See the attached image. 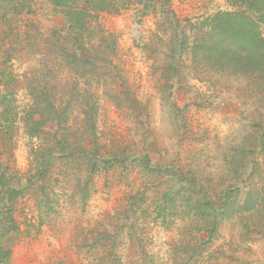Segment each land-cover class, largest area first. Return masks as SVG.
<instances>
[{"label":"rangeland","instance_id":"obj_1","mask_svg":"<svg viewBox=\"0 0 264 264\" xmlns=\"http://www.w3.org/2000/svg\"><path fill=\"white\" fill-rule=\"evenodd\" d=\"M167 2L92 21L94 32L116 42L111 63L95 67L104 76L99 83L92 73L71 77L62 62L60 45L69 54L75 47L50 0H0L1 89L15 99L8 122L2 119L0 146L23 191L14 209L21 231L7 240L11 264H102L112 250L123 264H264V90L253 79L203 67L187 21L242 2ZM48 57L55 61L46 65ZM43 86L64 95L61 110L99 97L96 150L120 155L115 166L93 174L90 157L72 162L56 152L52 174L38 186L33 149L43 144L48 154L65 142L54 125L42 141L26 133L31 88ZM74 90L79 105L69 100ZM225 193H234L230 208L207 242L194 205L205 199L219 211ZM205 216L215 218L211 210Z\"/></svg>","mask_w":264,"mask_h":264},{"label":"trees","instance_id":"obj_2","mask_svg":"<svg viewBox=\"0 0 264 264\" xmlns=\"http://www.w3.org/2000/svg\"><path fill=\"white\" fill-rule=\"evenodd\" d=\"M50 1L55 10L63 15L68 30L67 41L75 47L69 54L70 50L67 51L66 47L60 45L59 48V44L54 45L59 48L62 62L71 67V77L83 79L87 74L92 73L100 83L104 76L95 75V67L97 64L111 63L107 56L115 54L116 42L110 34L102 32L101 29L94 32L91 26L92 21L100 13H119L122 9L134 4L143 5L144 10L147 11L154 0ZM170 1L168 0L167 3L169 4ZM240 1L242 2L241 7L237 10L219 11L206 17L196 18L195 21L187 20L192 31L190 48L198 54L199 60L204 63L203 67H211L220 72L253 79L252 81L257 85L255 87L261 91L264 90V0ZM103 54L106 58L101 57ZM54 61L48 57L45 62L48 65ZM76 82L78 83L77 79ZM34 83L32 82L31 85L34 86ZM2 86L3 78H0V128L4 115V119L8 122L9 117L6 112L10 113L11 110H15L12 105L15 99L9 98L8 93L1 89ZM60 95L53 91L50 92L44 86L40 89L31 88L33 105L23 118L26 133L31 139L42 141L43 136L48 133L44 129H49L48 127L54 125L57 127V134L60 132V136L57 137L65 140L64 143L60 142L58 147H53L54 149L48 154L41 153L46 148L43 144L33 149L38 163V186H40L39 182H46L52 174L56 152L59 155L70 157L72 162L83 161L90 157L93 174L99 172L100 168L111 169L120 160V155H100L97 152L98 149L96 150L97 123L100 116L99 97L85 108L65 107L61 110L57 103L63 99L64 95L62 97ZM68 95L71 102L75 105L80 104L76 90ZM117 102H119L118 99ZM76 112L79 114L75 115ZM5 129L6 127H2L0 130ZM70 138L73 142L69 141ZM89 141L95 146L93 150L86 148V144H90ZM260 151L264 157V143ZM53 157L55 159H52ZM188 190L192 191L190 195L195 193L191 185ZM234 193H225L221 199L222 204L219 206V211L216 210L217 205L206 202L205 199L195 203V217L200 220L201 224L199 231L205 232L208 237L207 242H211L216 236L218 226L222 221L217 217L222 214L224 216L225 211H228ZM21 195L23 191L14 186L13 178L2 162L0 146V264H11L12 250L7 246V240L20 234L21 231L14 211ZM206 210H211L215 218L207 220L205 216L202 219ZM101 261L102 264H123L121 255L113 250L102 257Z\"/></svg>","mask_w":264,"mask_h":264}]
</instances>
